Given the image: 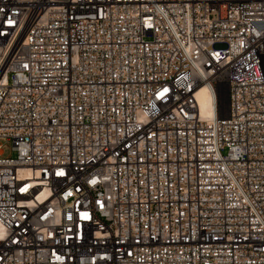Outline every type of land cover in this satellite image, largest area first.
Instances as JSON below:
<instances>
[{
    "label": "built area",
    "instance_id": "2783aa9c",
    "mask_svg": "<svg viewBox=\"0 0 264 264\" xmlns=\"http://www.w3.org/2000/svg\"><path fill=\"white\" fill-rule=\"evenodd\" d=\"M0 264H264V0H0Z\"/></svg>",
    "mask_w": 264,
    "mask_h": 264
},
{
    "label": "bare ground",
    "instance_id": "6f19581e",
    "mask_svg": "<svg viewBox=\"0 0 264 264\" xmlns=\"http://www.w3.org/2000/svg\"><path fill=\"white\" fill-rule=\"evenodd\" d=\"M200 112L205 117H212L214 115L212 109L213 94L209 87L202 86L197 94Z\"/></svg>",
    "mask_w": 264,
    "mask_h": 264
},
{
    "label": "rangeland",
    "instance_id": "374dc122",
    "mask_svg": "<svg viewBox=\"0 0 264 264\" xmlns=\"http://www.w3.org/2000/svg\"><path fill=\"white\" fill-rule=\"evenodd\" d=\"M11 144L4 142L3 144V156H14V152L10 149Z\"/></svg>",
    "mask_w": 264,
    "mask_h": 264
}]
</instances>
